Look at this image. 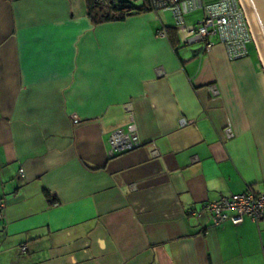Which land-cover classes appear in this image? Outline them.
I'll list each match as a JSON object with an SVG mask.
<instances>
[{"label":"crops","instance_id":"obj_1","mask_svg":"<svg viewBox=\"0 0 264 264\" xmlns=\"http://www.w3.org/2000/svg\"><path fill=\"white\" fill-rule=\"evenodd\" d=\"M170 27L168 11L93 24L85 0H0V264H264V219L187 214L264 192L259 55L173 48ZM130 111L144 145L110 157Z\"/></svg>","mask_w":264,"mask_h":264},{"label":"built area","instance_id":"obj_2","mask_svg":"<svg viewBox=\"0 0 264 264\" xmlns=\"http://www.w3.org/2000/svg\"><path fill=\"white\" fill-rule=\"evenodd\" d=\"M147 3L152 11L171 13L178 37V43L173 48L199 46L202 51H209L220 44L230 61L248 56V45L254 40L240 0H147ZM197 11L201 12V17L196 23H186L185 16ZM210 90L215 92L214 86ZM191 123V120L186 119L179 121L180 126ZM225 134L228 138L232 136L229 125ZM108 145L110 157L131 152L144 145L132 111L129 112L128 122L124 127H116L111 131ZM150 146L152 157H157L156 145L152 142ZM4 205L0 201V220L3 218ZM204 211L209 214L212 226H220L226 222L237 225L246 217L258 223L264 219V192L247 189L242 193L221 196L218 200L203 205L201 211L189 209L187 214L197 218ZM26 250V245L18 247L21 253Z\"/></svg>","mask_w":264,"mask_h":264},{"label":"trees","instance_id":"obj_3","mask_svg":"<svg viewBox=\"0 0 264 264\" xmlns=\"http://www.w3.org/2000/svg\"><path fill=\"white\" fill-rule=\"evenodd\" d=\"M87 16L93 24H100L109 21H119L134 14H139L150 10L147 0H121L117 3L112 0H85ZM170 42L173 46L178 43L176 31L171 27L166 28ZM45 196L50 203L55 202V198L49 192Z\"/></svg>","mask_w":264,"mask_h":264},{"label":"water","instance_id":"obj_4","mask_svg":"<svg viewBox=\"0 0 264 264\" xmlns=\"http://www.w3.org/2000/svg\"><path fill=\"white\" fill-rule=\"evenodd\" d=\"M119 3L121 0H114ZM253 34V44L264 69V0H240ZM200 52L201 48L195 49Z\"/></svg>","mask_w":264,"mask_h":264},{"label":"rangeland","instance_id":"obj_5","mask_svg":"<svg viewBox=\"0 0 264 264\" xmlns=\"http://www.w3.org/2000/svg\"><path fill=\"white\" fill-rule=\"evenodd\" d=\"M168 12H169V11H168ZM169 13H170V12H169ZM170 14H171V13H170ZM171 17H172V16H171ZM200 17H201V12L197 11V12H193V13H191V14L185 16L184 19H185V21H186L187 23L190 22V24H195L196 21H197V19L200 18ZM248 52H249V53H252V54H255V46H254L253 43L248 45Z\"/></svg>","mask_w":264,"mask_h":264}]
</instances>
